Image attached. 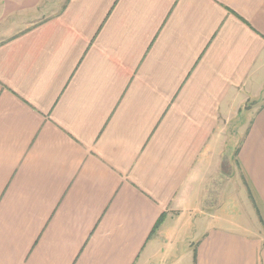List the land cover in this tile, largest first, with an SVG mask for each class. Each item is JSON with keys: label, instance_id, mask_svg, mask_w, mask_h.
I'll return each instance as SVG.
<instances>
[{"label": "crops", "instance_id": "0c3cea01", "mask_svg": "<svg viewBox=\"0 0 264 264\" xmlns=\"http://www.w3.org/2000/svg\"><path fill=\"white\" fill-rule=\"evenodd\" d=\"M0 264H264V0H0Z\"/></svg>", "mask_w": 264, "mask_h": 264}, {"label": "rangeland", "instance_id": "374dc122", "mask_svg": "<svg viewBox=\"0 0 264 264\" xmlns=\"http://www.w3.org/2000/svg\"><path fill=\"white\" fill-rule=\"evenodd\" d=\"M231 199H230V203H228L229 207H230L229 213L231 214V216H233V218H235V216H237V215H234V214H238L240 212L239 215H241L243 212H245L246 217H247V221L249 222L250 217L254 216V212H252L253 208H252L251 204L249 203V205H247V207H246V203L239 205L238 203H234V201L232 202ZM234 220H240V219H234ZM243 220H245V219H243ZM243 220H241V221H243ZM251 222H254V219H252ZM181 249H182V247L180 245H178V250H181Z\"/></svg>", "mask_w": 264, "mask_h": 264}, {"label": "trees", "instance_id": "16d2710c", "mask_svg": "<svg viewBox=\"0 0 264 264\" xmlns=\"http://www.w3.org/2000/svg\"><path fill=\"white\" fill-rule=\"evenodd\" d=\"M162 218H163V216L160 215L159 219L157 220V222H156V224H155L156 226L160 224V222L162 221ZM154 227H155V226H154Z\"/></svg>", "mask_w": 264, "mask_h": 264}]
</instances>
